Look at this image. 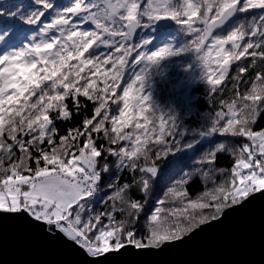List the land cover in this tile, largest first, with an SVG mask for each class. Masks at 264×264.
Returning <instances> with one entry per match:
<instances>
[{"label":"snow or ice","instance_id":"obj_1","mask_svg":"<svg viewBox=\"0 0 264 264\" xmlns=\"http://www.w3.org/2000/svg\"><path fill=\"white\" fill-rule=\"evenodd\" d=\"M189 49L216 137L194 162L146 94ZM262 188L264 0H0V213L98 258L181 239Z\"/></svg>","mask_w":264,"mask_h":264},{"label":"water","instance_id":"obj_2","mask_svg":"<svg viewBox=\"0 0 264 264\" xmlns=\"http://www.w3.org/2000/svg\"><path fill=\"white\" fill-rule=\"evenodd\" d=\"M46 227L27 213H0V264H264V189L159 248L127 246L92 258Z\"/></svg>","mask_w":264,"mask_h":264},{"label":"trees","instance_id":"obj_3","mask_svg":"<svg viewBox=\"0 0 264 264\" xmlns=\"http://www.w3.org/2000/svg\"><path fill=\"white\" fill-rule=\"evenodd\" d=\"M172 44L174 48L184 47L183 44L177 45L175 38ZM199 64L194 50L181 51L176 56L164 60L158 67L150 69L151 76L146 80V94H151L154 110L175 117L174 135L181 144L193 145L195 151L185 150V155L188 152L192 153L190 160L193 162L200 158L205 149L216 142V137L208 134L212 123L209 85L203 78V71ZM234 67L235 65L232 66L233 69ZM25 79L28 77L25 76ZM221 162L226 163L224 158ZM200 189L201 182L196 178L189 185V190L196 193ZM165 191V187L157 186L155 191L149 193L153 206ZM97 195L103 197L104 192L98 189ZM100 203V201H94L93 205L99 208Z\"/></svg>","mask_w":264,"mask_h":264},{"label":"rangeland","instance_id":"obj_4","mask_svg":"<svg viewBox=\"0 0 264 264\" xmlns=\"http://www.w3.org/2000/svg\"><path fill=\"white\" fill-rule=\"evenodd\" d=\"M198 62L200 63V61H199V59H198ZM200 66H201V70L203 71V69H202V65H201V63L199 64ZM255 187V186H254ZM262 189H264V188H262ZM262 189H260V190H262ZM254 193H256L255 191L252 193V194H254ZM252 194H249L248 196H250V195H252ZM244 199H242V201H243ZM229 208V207H228ZM227 209V208H226ZM225 209V210H226ZM198 228V227H197ZM196 229V228H195ZM194 229V230H195ZM193 231V230H192ZM189 234V233H188ZM154 248V247H153Z\"/></svg>","mask_w":264,"mask_h":264},{"label":"bare ground","instance_id":"obj_5","mask_svg":"<svg viewBox=\"0 0 264 264\" xmlns=\"http://www.w3.org/2000/svg\"><path fill=\"white\" fill-rule=\"evenodd\" d=\"M205 224H206V223H205ZM196 229H197V228H196ZM187 235H188V234H187ZM187 235H185V236H187ZM183 237H184V236H183ZM183 237H182V238H183ZM174 241H175V240H174ZM74 242H75V241H74ZM171 242H172V241H171Z\"/></svg>","mask_w":264,"mask_h":264}]
</instances>
